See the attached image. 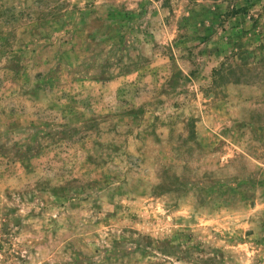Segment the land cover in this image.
Wrapping results in <instances>:
<instances>
[{"label":"rangeland","instance_id":"rangeland-1","mask_svg":"<svg viewBox=\"0 0 264 264\" xmlns=\"http://www.w3.org/2000/svg\"><path fill=\"white\" fill-rule=\"evenodd\" d=\"M0 264H264V0H0Z\"/></svg>","mask_w":264,"mask_h":264}]
</instances>
